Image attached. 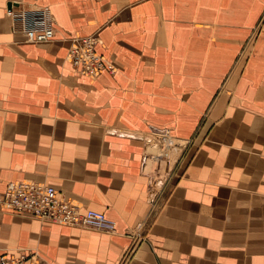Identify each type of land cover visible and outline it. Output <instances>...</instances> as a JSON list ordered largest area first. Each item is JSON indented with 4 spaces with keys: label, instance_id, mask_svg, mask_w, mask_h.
I'll return each mask as SVG.
<instances>
[{
    "label": "crops",
    "instance_id": "obj_1",
    "mask_svg": "<svg viewBox=\"0 0 264 264\" xmlns=\"http://www.w3.org/2000/svg\"><path fill=\"white\" fill-rule=\"evenodd\" d=\"M20 1L0 0V190L45 181L116 228L0 209V255L24 252L35 264H264V191L235 184L239 170L225 168L167 179L152 195L146 168L156 156L144 160L146 132L157 125L184 139L215 135L207 153L217 166L223 132L233 157L249 148L264 162V0H24L48 4L57 21L52 41L38 43L10 30L5 8ZM95 33L116 69L92 77L65 59V39ZM139 222H151L148 239Z\"/></svg>",
    "mask_w": 264,
    "mask_h": 264
},
{
    "label": "built area",
    "instance_id": "obj_2",
    "mask_svg": "<svg viewBox=\"0 0 264 264\" xmlns=\"http://www.w3.org/2000/svg\"><path fill=\"white\" fill-rule=\"evenodd\" d=\"M5 12L13 21L14 29L24 34L27 41L47 42L56 35L55 20L48 5L30 11L15 2L8 4ZM99 41L96 33L71 37L68 55L78 73L97 76L104 69L110 72L116 69L114 61L98 51L96 44ZM0 207L53 223L88 226L106 231H114L116 228L115 221L102 210L91 207L82 210L79 204L60 197L53 185L33 179L9 181L0 190ZM0 264H34V260L31 257L27 261L24 252L2 253Z\"/></svg>",
    "mask_w": 264,
    "mask_h": 264
},
{
    "label": "rangeland",
    "instance_id": "obj_3",
    "mask_svg": "<svg viewBox=\"0 0 264 264\" xmlns=\"http://www.w3.org/2000/svg\"><path fill=\"white\" fill-rule=\"evenodd\" d=\"M25 2L27 1L22 0L19 3L23 5L24 8L30 11H35V9H37L38 7L48 5L46 3H39V2H32L30 3V5H26L27 3ZM49 8L51 10L52 17L55 20V25H56L57 21H56V18L54 17V13L51 9V6H49ZM5 15H6V12H5ZM7 17L10 20L9 22L10 30L13 33L21 34L20 32L14 29L13 21L11 20V18L9 16ZM261 22H264V13H263L262 20L260 21V23ZM21 35L23 37V40L27 41L25 38V35L24 34H21ZM81 35H86V34H81ZM81 35H67L66 36L65 40H68V45H67L68 49H67V54L65 55L66 60L68 58V60L70 61L68 52L70 50L71 37L81 36ZM28 42H31V41H28ZM32 43H38V42H32ZM92 77H97V76H92ZM217 139H218V145H219V157L218 158H220V166L216 165L217 163L216 154L214 152L207 153L208 148H210L211 150L215 149L216 145L211 146V143H214V141L216 140L215 135L214 136L209 135L207 137L201 135V136L188 137L184 139V138H179L176 135H174V133L171 131V128L169 126L150 125L149 129L146 132V136H145V146H146V150L149 147V150L151 152L149 151V154L147 152L145 153L144 160L146 164L147 156L149 155L152 156L153 154L157 155L156 158L149 159L150 160V163H148L149 167L146 168L147 172L152 176V187H153L152 195L153 193H155V191L157 192L158 188H160L167 179H171V180L174 178L178 179L179 177L183 175H186V176L189 175V173H192V174L200 173L201 174V172H205L207 175H213L214 171L220 170V172H222L224 171L225 168L228 169L227 172H230L231 169H235L236 171L239 170L237 172L240 173L241 179L238 178V182L235 184L239 183L241 186H243V188L251 187L253 188L254 191H257V190L264 191V162H261L263 158L259 157L262 154L261 151L260 150L257 151L255 149L244 148V149H240L239 151H236V157H233L232 156L233 154H231L233 151V149H231L233 147L232 144L227 142L226 146H223L224 143L222 142V139L229 140V135L226 132H223V134H219L217 136ZM222 147H224L223 152L221 150ZM237 156L239 158H237ZM202 159L208 160L209 162H206V163H208L210 166L209 167L205 166V162H203ZM240 175L238 177H240ZM42 182H45V181H42ZM231 183H234V182H231ZM59 196L61 197L62 195L59 194ZM62 198H65V197L62 196ZM65 199L70 201L67 198ZM159 206H161V203H159L158 201V203H156L157 209L159 208ZM0 209L10 211V212L12 211L4 207H0ZM12 212H17V211L14 210ZM150 223L151 222H149L148 225H145L146 223L144 224L143 222H139L137 224L138 229L143 230L142 232L143 239L145 237L146 239H148L147 231L150 227Z\"/></svg>",
    "mask_w": 264,
    "mask_h": 264
},
{
    "label": "bare ground",
    "instance_id": "obj_4",
    "mask_svg": "<svg viewBox=\"0 0 264 264\" xmlns=\"http://www.w3.org/2000/svg\"><path fill=\"white\" fill-rule=\"evenodd\" d=\"M154 156H156V157H157V155H154V154H153L151 157H154Z\"/></svg>",
    "mask_w": 264,
    "mask_h": 264
},
{
    "label": "water",
    "instance_id": "obj_5",
    "mask_svg": "<svg viewBox=\"0 0 264 264\" xmlns=\"http://www.w3.org/2000/svg\"><path fill=\"white\" fill-rule=\"evenodd\" d=\"M10 4V3H9Z\"/></svg>",
    "mask_w": 264,
    "mask_h": 264
}]
</instances>
